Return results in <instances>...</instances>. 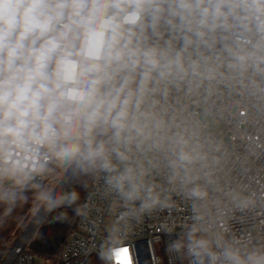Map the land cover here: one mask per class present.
<instances>
[{
    "label": "clouds",
    "instance_id": "obj_1",
    "mask_svg": "<svg viewBox=\"0 0 264 264\" xmlns=\"http://www.w3.org/2000/svg\"><path fill=\"white\" fill-rule=\"evenodd\" d=\"M29 193L106 205L102 264L177 207L170 264H264V0H0L4 215Z\"/></svg>",
    "mask_w": 264,
    "mask_h": 264
},
{
    "label": "built area",
    "instance_id": "obj_2",
    "mask_svg": "<svg viewBox=\"0 0 264 264\" xmlns=\"http://www.w3.org/2000/svg\"><path fill=\"white\" fill-rule=\"evenodd\" d=\"M88 193L84 191L80 203L86 202ZM103 211L93 212L89 219L74 215L61 242L60 248L53 255L45 254L43 264H102L98 258L96 249L102 237L105 235L104 225L94 227L92 221L102 217L107 221L110 210L106 205H101ZM182 207H177L169 216L166 212L160 213L144 223L130 229V235L125 242L128 250L126 257L119 260V264H170V257L166 251V227L173 222L179 225L183 219ZM258 222H264V214L257 218ZM32 221L20 230V235L7 246L0 245V264H35L32 245L35 241L38 227H34ZM252 221L243 224L234 223L235 229L250 227ZM179 231V228L176 229ZM166 253V262L157 254V247Z\"/></svg>",
    "mask_w": 264,
    "mask_h": 264
},
{
    "label": "rangeland",
    "instance_id": "obj_3",
    "mask_svg": "<svg viewBox=\"0 0 264 264\" xmlns=\"http://www.w3.org/2000/svg\"><path fill=\"white\" fill-rule=\"evenodd\" d=\"M84 191L80 193V198L82 197ZM36 209H37V202L35 201L33 203V206L30 207L27 210H26L25 203H22L21 205H19L16 208V210L10 216H5L4 215V210H2V214L0 216V236L1 235H5L6 236V235L10 234V240L8 241V243H5V244H3L1 246H7L6 244H9L14 239H17L19 237V235H20V230L18 232V227L19 226H23V225L27 226L32 221H35V219H36ZM65 212H66V209H65ZM74 215H73V217H74ZM65 219H66V216H65ZM68 220H70V219H68ZM52 222H54L52 217L45 218L42 221V223H41V225H40V227L38 229L39 231L37 232V234H40L42 229L46 225H48L49 223H52ZM37 240L38 239H36V241L33 242V245L36 244ZM59 248H60V246H59ZM32 251L34 253V263L35 264H43L44 263L43 255H45V254L36 252L34 250H32ZM57 251H55L53 253H50L49 255H53ZM157 254L162 258L163 262H166V260H167L166 253L161 250L160 246L157 247Z\"/></svg>",
    "mask_w": 264,
    "mask_h": 264
},
{
    "label": "trees",
    "instance_id": "obj_4",
    "mask_svg": "<svg viewBox=\"0 0 264 264\" xmlns=\"http://www.w3.org/2000/svg\"><path fill=\"white\" fill-rule=\"evenodd\" d=\"M78 191L81 193L84 190L83 189H78ZM29 200L28 202L25 204L26 206V210L29 209L30 207L33 206V203L35 202L32 193H29ZM2 210L3 207L0 206V216L2 214ZM74 211L71 207L66 208V219L64 216V220H65V224L61 225L59 223H49L48 225H46L42 231L40 232V234H36V239L37 242L36 244L32 245V250L39 252V253H44V254H50L53 253L55 251L58 250L61 242L63 241V238L67 232L68 227L70 226L72 220H73V215H74ZM73 217V218H72ZM70 219V220H68ZM23 226H19L18 227V232L19 230H21ZM39 231V230H38ZM38 237V238H37ZM10 240V234L8 235H1L0 236V245H3L5 243H8V241Z\"/></svg>",
    "mask_w": 264,
    "mask_h": 264
},
{
    "label": "water",
    "instance_id": "obj_5",
    "mask_svg": "<svg viewBox=\"0 0 264 264\" xmlns=\"http://www.w3.org/2000/svg\"><path fill=\"white\" fill-rule=\"evenodd\" d=\"M52 219H53L54 223H59L61 225L65 224L64 216H62V215H56L55 218L52 217Z\"/></svg>",
    "mask_w": 264,
    "mask_h": 264
},
{
    "label": "snow or ice",
    "instance_id": "obj_6",
    "mask_svg": "<svg viewBox=\"0 0 264 264\" xmlns=\"http://www.w3.org/2000/svg\"><path fill=\"white\" fill-rule=\"evenodd\" d=\"M127 251H128L127 249H122V250L118 253V259L120 260V259L126 257V255H127Z\"/></svg>",
    "mask_w": 264,
    "mask_h": 264
},
{
    "label": "bare ground",
    "instance_id": "obj_7",
    "mask_svg": "<svg viewBox=\"0 0 264 264\" xmlns=\"http://www.w3.org/2000/svg\"><path fill=\"white\" fill-rule=\"evenodd\" d=\"M42 221L43 220L37 221V219H35V221L33 222L34 227H38L42 223Z\"/></svg>",
    "mask_w": 264,
    "mask_h": 264
}]
</instances>
